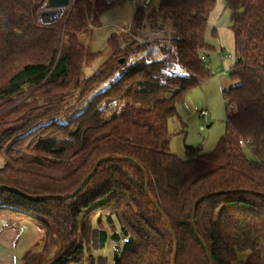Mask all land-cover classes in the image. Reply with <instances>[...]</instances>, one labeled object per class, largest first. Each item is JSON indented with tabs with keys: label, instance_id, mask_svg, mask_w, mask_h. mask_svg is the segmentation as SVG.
<instances>
[{
	"label": "trees",
	"instance_id": "trees-1",
	"mask_svg": "<svg viewBox=\"0 0 264 264\" xmlns=\"http://www.w3.org/2000/svg\"><path fill=\"white\" fill-rule=\"evenodd\" d=\"M218 1L161 0L156 22L165 39L126 38L124 46L112 34L109 57L86 76L102 52L80 36L132 0H76L48 23L40 21L47 0H0V185L20 192L0 190V221L7 228L30 221L44 233L40 251L22 264H83L91 258L94 219L100 246L109 239L104 221L120 226L113 241L126 238L114 264H171L176 246V264H210L202 242L215 264H234L240 253L248 254L244 264H264V0H222L235 48L223 92L225 135L209 154L186 147L182 160L171 152L169 123L178 105L214 77L206 33ZM145 18L135 7L133 36ZM152 47L159 57L141 55ZM173 60L186 74L172 73ZM108 157L139 166L106 161L73 198H28L72 194ZM220 192L198 205L193 225L195 202Z\"/></svg>",
	"mask_w": 264,
	"mask_h": 264
},
{
	"label": "rangeland",
	"instance_id": "rangeland-1",
	"mask_svg": "<svg viewBox=\"0 0 264 264\" xmlns=\"http://www.w3.org/2000/svg\"><path fill=\"white\" fill-rule=\"evenodd\" d=\"M145 2L146 0H132V2H125L123 6H117L102 15L101 28L90 29L87 34L80 36L81 43L88 46L92 52H102L99 61L92 68L85 69L84 75L95 74L100 64L109 57L110 50L107 42L112 34L122 36L119 43L124 46L126 38L130 39L129 43L134 41L138 44L165 39V30L161 29V23L157 24L156 22L161 0H151L146 7L144 6ZM134 6L143 9L146 13L141 31L137 36H133L130 30L135 15ZM42 9L44 12L48 11L46 7ZM69 10L71 8L68 7L65 12ZM55 12L50 16L43 13L40 16V21L42 23L52 22ZM230 26L229 11L223 1L219 0L216 10L210 17L206 33L207 43L215 48V51L210 54L213 58H211L210 63H207V68L215 72L218 70L225 72L228 69V73L221 78L210 77L201 86L192 90L185 97L183 103L178 105L177 116L170 120L171 152L182 160L186 159V147H200L203 154H209L216 149L220 139L225 135L227 108L223 99V92L229 89L231 85V67L235 63L234 39ZM167 30L169 31L168 28ZM141 55L153 59L159 57L160 52L158 48L152 47ZM228 55H231L233 59H226ZM131 61H128V65ZM171 65L172 73L176 75L186 74L175 60L172 61ZM122 71L120 70L117 75ZM105 87L106 85L102 86L101 89ZM77 108L78 110L82 109L83 103H77ZM202 111L208 112L207 121L201 119L200 113ZM245 153L249 158H252L247 149ZM2 164L3 162H0V165ZM92 225L93 231L99 230L98 219H94ZM104 226L109 237L107 243L103 247L99 245L98 232L96 231L90 245L89 254H91V258L83 264H114L115 255L122 254L126 238L121 237V240L117 242L111 239L114 234H121L120 226L117 223L110 224L107 221H104ZM42 234L44 236L43 232ZM247 255V253H240L234 264H244Z\"/></svg>",
	"mask_w": 264,
	"mask_h": 264
},
{
	"label": "water",
	"instance_id": "water-1",
	"mask_svg": "<svg viewBox=\"0 0 264 264\" xmlns=\"http://www.w3.org/2000/svg\"><path fill=\"white\" fill-rule=\"evenodd\" d=\"M151 0H146L145 2V7L148 6V4L150 3ZM69 7V0H47V5H46V8L47 10H50V11H56L55 12V16L53 18V21H56L62 14H64L65 10ZM52 21V22H53ZM124 63V60H121L120 61V64H123ZM114 160H117V161H124V160H128L132 163H134L136 166H139L138 163L132 159H129V158H123V157H119V158H111V157H108V158H104V159H101L99 160L92 172L84 179V181L82 182V184L78 187V189L76 191H74L72 194L68 195V196H28V198L30 199H33V200H39V199H57V200H67V199H70V198H73L75 197L76 195H78L85 187L86 185L89 183V181L92 179V177L94 176L95 172L97 171V169L99 168L100 164L103 163V162H106V161H114ZM141 169V171L143 172L144 174V177L146 179V186H145V191H146V195L148 197V199L150 200L151 204L154 206V208L157 210V212L163 216V213L160 209V207L158 206L157 202L154 200V198L152 197V195L150 194V191H149V178H148V174L147 172L139 167ZM0 190H4V191H11V192H15V193H20L18 190L16 189H13L11 187H8V186H3V185H0ZM235 193V192H240V193H250V194H256L258 195L259 193H256V192H252V191H239V190H236V191H232V193ZM230 193V192H229ZM216 194H224V192H220V193H214V194H208V195H204L202 197H200L194 204V209H193V216H192V223L193 225L195 224V215H196V210H197V207L198 205L204 201L205 199H207L208 197L210 196H213V195H216ZM260 195V194H259ZM264 196V194H261ZM167 224H168V227L175 239V236H174V232H173V228L171 226V224L167 221ZM202 245H203V248L206 252V255L208 257V260L210 262V264H215L214 262V259L210 253V251L208 250L207 246L202 242ZM176 257H177V246L174 250V253H173V256H172V262L171 264H176Z\"/></svg>",
	"mask_w": 264,
	"mask_h": 264
},
{
	"label": "crops",
	"instance_id": "crops-1",
	"mask_svg": "<svg viewBox=\"0 0 264 264\" xmlns=\"http://www.w3.org/2000/svg\"><path fill=\"white\" fill-rule=\"evenodd\" d=\"M207 45L209 44L207 43ZM209 46L213 48L212 45ZM213 51H215V48H213ZM210 54L212 52L208 53L207 62L209 63L213 58ZM42 239L41 230L30 221H24L17 228H7L0 221V264H22V260L27 253L33 250L40 251Z\"/></svg>",
	"mask_w": 264,
	"mask_h": 264
},
{
	"label": "built area",
	"instance_id": "built-area-1",
	"mask_svg": "<svg viewBox=\"0 0 264 264\" xmlns=\"http://www.w3.org/2000/svg\"><path fill=\"white\" fill-rule=\"evenodd\" d=\"M75 1L76 0H69V8H72V6L74 5V3H75ZM47 4V3H46ZM42 8H44V7H42ZM41 8V10H40V16L43 14V13H45L46 15H52V13L54 12V11H50V10H48L47 12L45 11H43V9ZM204 61H206L205 60V58H202ZM226 59H228V60H231V59H233V57L231 56V55H228L227 57H226ZM227 73H228V69H226V71L225 72H223V71H221V70H218L217 72H215V71H213V70H211V74H212V76H217V77H219V78H221V77H224L225 75H227ZM200 117H201V119H203L204 121H207V117H208V112L207 111H202L201 113H200ZM240 144L241 145H246V143H244L243 141H240Z\"/></svg>",
	"mask_w": 264,
	"mask_h": 264
}]
</instances>
